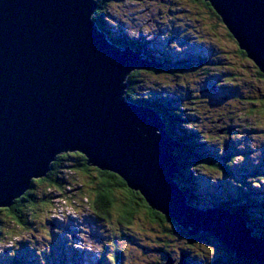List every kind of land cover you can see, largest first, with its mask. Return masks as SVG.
<instances>
[{
    "label": "water",
    "instance_id": "95a60500",
    "mask_svg": "<svg viewBox=\"0 0 264 264\" xmlns=\"http://www.w3.org/2000/svg\"><path fill=\"white\" fill-rule=\"evenodd\" d=\"M204 1L264 77V0ZM97 5L0 0V208L44 178L58 155L76 152L121 177L189 237L204 234L232 258L264 264V237L242 217L188 204L176 182L182 146L159 113L125 97L132 72L163 64L111 43L93 19ZM165 263L187 264L185 255Z\"/></svg>",
    "mask_w": 264,
    "mask_h": 264
},
{
    "label": "rangeland",
    "instance_id": "374dc122",
    "mask_svg": "<svg viewBox=\"0 0 264 264\" xmlns=\"http://www.w3.org/2000/svg\"><path fill=\"white\" fill-rule=\"evenodd\" d=\"M164 2L113 0L103 11L106 26L117 37L123 32L139 40L134 47L145 40L141 46L153 53L144 54L170 62L166 73L132 72V82H137L135 96L168 99L169 112H178L184 105L180 116L204 133V141L197 135L196 140L208 144L218 157L215 167H200L199 174H210L213 178H207L216 182L229 181L217 168L231 157L236 179L246 181V190L252 187L264 192V80L254 63L239 53L226 27L216 18H208L207 8L192 0ZM196 8L201 14H196ZM156 29L164 32L163 36H158ZM127 46L139 51L130 45L123 47ZM178 62L182 66H176ZM190 94L192 104H188ZM182 128L193 132L190 125ZM174 130H179L177 125ZM188 169L185 166L182 173L189 174ZM96 175H69L75 185L68 186L62 197L40 186L34 192L36 203L23 210L22 221L26 216L31 221L27 227H18L10 216L3 215L0 264H9L12 256L21 257L24 264H44L51 246L55 251L57 248L54 256L64 264H164L169 256L178 262L184 252L189 264H211L221 255L224 260L229 257L214 239L203 240L202 245L191 243L192 238L180 228L167 223L165 231L162 223L150 219L143 210L129 225L120 223L116 214L109 221L98 219L85 205L84 197L94 189ZM117 194L125 200L122 193ZM50 197L54 205L41 207Z\"/></svg>",
    "mask_w": 264,
    "mask_h": 264
},
{
    "label": "trees",
    "instance_id": "16d2710c",
    "mask_svg": "<svg viewBox=\"0 0 264 264\" xmlns=\"http://www.w3.org/2000/svg\"><path fill=\"white\" fill-rule=\"evenodd\" d=\"M112 1L113 0L98 1V7L93 17L99 29L105 32L107 35L109 34V31L106 30L104 26L106 25V23L104 21L103 11L108 6V3ZM205 5H207L212 11L213 17L224 25L221 17L212 8L210 3L206 2ZM226 30L229 37L231 39H234L227 28ZM108 39L111 43L118 45L120 47H123L125 45L132 46V43L118 44L114 40H111L109 37ZM142 47L143 46L138 45L137 47H133V48L137 50L145 49L144 47L143 48ZM238 51L242 56L247 57L246 53L244 51H241L240 48L238 49ZM150 59L151 61H157L152 58ZM158 59L159 61L157 62L163 64L164 66L152 70H157V73H162V72L166 73L167 72L166 69L171 66L170 62L160 57H158ZM186 62H188V60H186ZM180 63L181 62H178L176 66L178 67L182 66V65L179 66ZM257 70L260 78L264 80V77L260 72V70L258 68ZM144 71H148V70H144ZM207 72L204 71L203 74H206ZM133 74L134 73H132L126 80L127 100L132 101L137 105H142V107L152 108L154 111L159 113L163 118L164 122L166 123V131L168 135L174 138L182 146L181 150L175 151L176 156L179 157V163H180V173L176 177V182L180 185V187L184 191L188 204L192 207H196L201 210H209L214 208H222L224 210H228L231 214H236L242 217L247 222V227L255 230V233L252 234L254 237L263 238L264 237V195L261 194L258 190H255V188L250 189L252 192L255 190L253 193L249 192L248 190H246L247 187L243 185L246 183V181H241L236 179L239 177L235 176L234 170L232 168L234 167L233 165L235 164V161H233L231 157H228L225 161H223L222 165L220 166V169L217 168L221 172V174L226 175L228 177L229 181L223 180L222 182L221 181L219 182L218 179V181L216 182V180H209L207 178V177L213 178V176H211L210 174L207 175L199 174L200 167H204V166L215 167L218 161V157L213 154L208 144L205 143L207 145L206 146L204 143H201L196 140L197 136L201 137V139L203 140L205 137L204 133L193 129V124L188 123L187 119H183L180 116L181 107H183L184 105L179 106L180 110L177 109L178 112L176 111L169 112L170 108L168 105H166L169 103L168 99L165 100L162 98H157L155 101L153 99H144L135 96L136 90L134 89V87H136L137 82H135L134 80L132 82V78H134ZM208 74L209 72L206 75ZM188 96L192 100L188 102V104H192L194 102L193 101L194 98L191 96V94ZM183 109H185V107H183ZM186 124L191 126V130H193V132L183 130L182 127L186 126ZM175 125H177L179 130H181L182 132L179 130H174ZM187 157L190 159L191 162L186 160ZM185 166L186 168L187 167L189 168L188 169L189 174L187 175L182 173L183 171L182 169L185 168ZM92 172H95L97 174L96 176H93V180L95 182L98 180V182L97 183L92 182L94 183V184L91 183L92 186H94L92 192L91 193L88 192V195L85 194L83 195H85L84 197L86 198L85 205L89 206L91 211L97 216L98 219L101 220L106 219L107 221H109L113 216V214H116L117 220L120 223L129 225L133 222L136 214L139 213L140 210H143L150 219L154 220L155 222L162 223V227L164 228V230L165 231L168 230L166 224L172 221L169 220L164 215H162L161 213L151 209L147 204V202L145 201V199L143 198V196L139 192L129 189V187L126 185V183L123 181L121 177H119L114 173L101 171L97 168L89 166L87 164V159L82 154L76 152H67V153H62L56 157V160L50 166V171L47 173V175L44 178L32 180L30 189L22 197L15 200L14 204L11 207L0 208V237H5V235L3 234L5 232L3 229V223H4L2 218L3 215L10 216V218H12L15 221V224L18 227L21 226L27 227L31 225L29 216H26L25 221H22L23 210L26 207H30V205L36 203L38 197H36L34 192H36L40 186H46L48 191L53 190L57 192L60 197H62L63 192L65 191V189H67L68 186L75 185L69 179L70 178L69 175L81 174L85 176L87 175L92 176ZM82 185L83 184H81V186ZM117 193L120 194L122 193L125 196V200L119 199L120 195ZM52 200L53 199L50 197L49 201L44 200L40 206L43 207L49 203H51L50 205L53 206L55 201ZM75 202L76 201H74V203ZM113 209H115L116 213L113 211ZM177 227L180 226L177 225ZM190 238H192L189 239L191 243L197 242L199 245L203 244L204 242L203 240L207 242H209L210 240L204 234H199L197 236H193ZM218 247L223 251H225L221 246L218 245ZM55 249L58 252L56 247ZM56 251L54 250V247L51 246L50 253L47 252L44 255L43 259L46 260L44 264L48 262L49 264L50 263L64 264L63 262L58 261V258L54 256L55 254L54 252ZM225 252L227 253V251ZM184 255L187 264H189L185 252ZM115 257L117 256H114V258ZM169 257L172 258L171 256ZM103 258L105 259V256H103ZM223 258L224 255L223 256L221 255L220 257H217L215 259V262L213 261V263L211 264H251L249 262L244 263V261L236 260L231 256L228 257L227 260H224ZM180 261L181 260L175 262L179 263ZM105 262L107 263L106 260ZM9 264H24V263L21 257L12 256Z\"/></svg>",
    "mask_w": 264,
    "mask_h": 264
},
{
    "label": "flooded vegetation",
    "instance_id": "af4514ba",
    "mask_svg": "<svg viewBox=\"0 0 264 264\" xmlns=\"http://www.w3.org/2000/svg\"><path fill=\"white\" fill-rule=\"evenodd\" d=\"M165 0H162V2L163 3H165L164 2ZM193 2H196L197 4H200L201 6L203 5L205 8H207V11H206V14H208V18H212L213 17V15H212V11L210 10V8L207 6V5H205V3L204 2H202L201 0H192ZM166 3H167V1H166ZM196 14L198 15V14H201L199 11H198V8H196ZM206 19V18H205ZM106 21V20H105ZM107 22V21H106ZM105 26V28H106V30H108L109 31V34L107 35L111 40H114L115 42H117L118 44H126V43H132V46L134 47V45H136V43L139 41V40H137V39H135V38H131V37H129L128 35H126L125 33H120L119 35H120V37H117V35L113 32V29H109L106 25H104ZM156 33H157V35L158 36H163V34H164V32H161V31H159L158 29H156V30H154ZM108 33V32H107ZM116 36V37H115ZM143 42H145V40H143L142 42H141V45H143L142 43ZM145 49H142V50H139V51H142V54H143V57L145 58V59H147V60H151L150 58H152V59H154L155 57H149L148 55H146V54H144V51L145 52H148V53H151L152 51L151 50H149L147 47H145V46H143ZM142 47V48H143ZM153 53V52H152ZM156 59V58H155ZM154 59V60H155ZM177 59H178V57H177ZM185 60H189V58L187 57V58H185ZM178 61V60H177Z\"/></svg>",
    "mask_w": 264,
    "mask_h": 264
},
{
    "label": "bare ground",
    "instance_id": "6f19581e",
    "mask_svg": "<svg viewBox=\"0 0 264 264\" xmlns=\"http://www.w3.org/2000/svg\"><path fill=\"white\" fill-rule=\"evenodd\" d=\"M208 2V1H207ZM97 4H98V2H97ZM97 7H98V5H97ZM242 51V50H241Z\"/></svg>",
    "mask_w": 264,
    "mask_h": 264
},
{
    "label": "clouds",
    "instance_id": "9594fccd",
    "mask_svg": "<svg viewBox=\"0 0 264 264\" xmlns=\"http://www.w3.org/2000/svg\"><path fill=\"white\" fill-rule=\"evenodd\" d=\"M142 57H143V54H142ZM144 58V57H143ZM145 59V58H144Z\"/></svg>",
    "mask_w": 264,
    "mask_h": 264
}]
</instances>
